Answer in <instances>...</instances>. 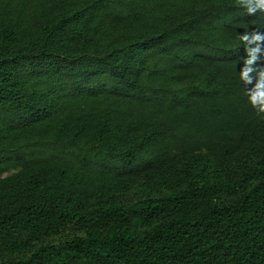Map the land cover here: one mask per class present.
<instances>
[{"label": "trees", "instance_id": "1", "mask_svg": "<svg viewBox=\"0 0 264 264\" xmlns=\"http://www.w3.org/2000/svg\"><path fill=\"white\" fill-rule=\"evenodd\" d=\"M261 25L235 0H0V264H264L237 38Z\"/></svg>", "mask_w": 264, "mask_h": 264}, {"label": "clouds", "instance_id": "2", "mask_svg": "<svg viewBox=\"0 0 264 264\" xmlns=\"http://www.w3.org/2000/svg\"><path fill=\"white\" fill-rule=\"evenodd\" d=\"M236 6L248 15H264V0H235ZM264 25L238 34L239 46H243L246 57L239 71L250 105L258 114L264 115ZM238 46V47H239ZM237 47V48H238Z\"/></svg>", "mask_w": 264, "mask_h": 264}]
</instances>
